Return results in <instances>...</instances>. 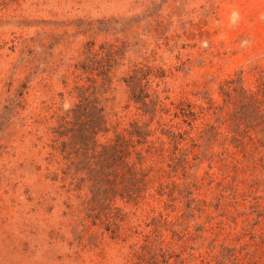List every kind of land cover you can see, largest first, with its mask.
I'll list each match as a JSON object with an SVG mask.
<instances>
[{"label": "rangeland", "instance_id": "374dc122", "mask_svg": "<svg viewBox=\"0 0 264 264\" xmlns=\"http://www.w3.org/2000/svg\"><path fill=\"white\" fill-rule=\"evenodd\" d=\"M0 264H264V0H0Z\"/></svg>", "mask_w": 264, "mask_h": 264}]
</instances>
